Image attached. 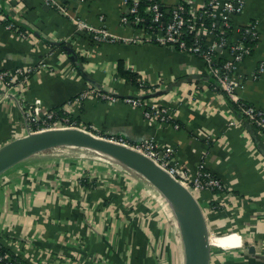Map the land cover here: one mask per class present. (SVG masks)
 <instances>
[{
  "label": "crops",
  "instance_id": "obj_1",
  "mask_svg": "<svg viewBox=\"0 0 264 264\" xmlns=\"http://www.w3.org/2000/svg\"><path fill=\"white\" fill-rule=\"evenodd\" d=\"M3 1L5 7L0 5V12L21 10V18L35 32L22 37L8 29L0 17V69L13 70L40 59L47 64L33 72L23 88L20 84L12 87L10 95H3L0 88V145L27 132L19 99L30 102L41 97L46 111L90 88L75 112L96 131L122 135L130 141L154 137L163 145H172L174 158L190 172L204 161L223 179L226 189L219 194L220 207L210 203L216 195L210 189L201 199L211 204L209 209L204 206L211 229L237 231L241 245L220 246L231 235H213L212 244L220 245L212 250L211 264H264V130L248 120L228 126L235 111L226 94L209 86L213 74L210 65L198 54L150 39L96 42L76 30V18L82 16L120 36L142 34L123 21L128 7L125 0ZM161 1L171 8L181 0ZM189 1L195 6L203 2ZM252 20L257 21L259 36L234 76L239 96L262 106L264 67L258 75L255 72L264 62V0H246L244 10L232 21L240 27ZM118 60L138 73L144 87L118 72ZM141 91L146 101L167 105L172 120L148 117L144 106L104 95ZM40 159L21 161L0 174V240L25 261L172 262L171 251L161 240L154 205L123 170H84ZM87 175L94 182L80 184L81 177ZM180 250L174 249L173 264L177 260L181 263Z\"/></svg>",
  "mask_w": 264,
  "mask_h": 264
},
{
  "label": "built area",
  "instance_id": "obj_2",
  "mask_svg": "<svg viewBox=\"0 0 264 264\" xmlns=\"http://www.w3.org/2000/svg\"><path fill=\"white\" fill-rule=\"evenodd\" d=\"M125 1L127 3V0ZM3 2V0H0L1 6L3 5ZM138 2L139 0H134V3L126 8L122 19L125 23L142 30V34L136 32L131 37L126 35L120 36L111 32L104 25L95 26L91 24L82 16H77L76 18V30L84 32L86 31L87 34L93 33L92 39L94 38V41L99 42L116 43L120 41L150 39L151 41L162 45L174 46L180 50L198 54L210 65V72L217 76V82L211 81L209 82V86L216 90H219V86H221L223 91H219L223 94H226L234 101H240L242 99L237 93L236 87L238 81L234 76V71L237 69L239 63L247 55H249L247 52H249L250 46L242 41L245 35L242 34L240 27H235L234 33L226 36L219 35V33H223L225 28L231 25L235 14L244 10L246 0H208L207 2L206 0H203L199 6H195L189 0H181L173 6L169 21H165L163 19L162 6H160L158 2H151L147 7L153 12V19L154 21L158 22L156 25H136L143 20V17L140 14H136V16L132 19V22H130V18L126 14L127 9L132 12H137ZM206 4H209L210 8L202 9V7ZM186 5H188L189 8ZM6 10L12 16V19L5 22V26L8 29H12L22 37L32 36L34 33L33 31L21 30L19 25L16 23L17 21H23V18H21V16H23V12L18 9L11 10L6 8ZM0 17L1 19L4 18V20L6 18L5 12L2 10L0 12ZM206 17L212 19L210 26L204 24ZM216 20L219 21L218 30L214 29L217 26ZM250 22L252 23L249 25V27H247V29H249V31L251 30L253 35L258 37L259 30L257 21L252 20ZM32 29L34 28L32 27ZM187 31L193 32V41L191 43H189L188 39L185 37V33ZM219 48L222 50L221 54L226 56V59L221 66L216 65V60H214L211 55L212 50ZM221 54H217L218 58L221 56ZM46 64L47 63L44 59H40V61L36 64L17 66L13 70L0 69V88L2 89L3 95H10L12 87H15L18 84L23 85L21 87L23 88L28 82L29 76L38 69L43 67L45 68ZM263 67L264 62L260 64L255 74L258 75V72H260ZM140 85V88L144 87V83H141ZM89 93L90 88L79 92L73 98L65 101L61 107L62 110L66 113L69 111L73 112L74 108L77 105H80L82 101L89 95ZM142 93L143 91L135 95L127 94L120 96L109 93H105L104 95L113 100L122 99L123 101L133 105L144 106V112L148 117L157 118L162 121L172 120L173 114L169 111L167 105L155 101L148 102L146 101V96ZM18 104L25 112L27 132L53 126L75 125L71 123L69 116H64L63 118L58 116L55 109L44 111L41 97H36L30 102L19 99ZM237 112L239 114H237ZM237 112L235 111L233 117L229 119L227 123L228 126L239 124L242 121L248 120L254 122L259 128L264 130V105L257 106L253 103L241 102V109ZM33 123H36L37 126L33 127ZM104 136L124 142L147 153L161 165L166 167L171 173L176 175L181 181H183L194 192L195 195L197 191L205 189H210L212 191H216V189L225 191L226 189L223 179L216 175L212 170L207 168L204 161L199 163L195 171L190 172L188 168L182 164H179L174 158L175 148L172 145H163L159 143L154 137L147 136L143 139L130 141L126 137L118 134H105ZM231 232L237 231L231 229L226 233ZM213 234H217L216 231L211 234V237ZM240 245V241L235 242L229 240L226 245L220 246L236 248ZM17 257L23 259V257L16 252V258ZM3 259L7 260L9 264H16L15 262H12L13 259H15V256L12 254L0 253V261Z\"/></svg>",
  "mask_w": 264,
  "mask_h": 264
},
{
  "label": "water",
  "instance_id": "obj_3",
  "mask_svg": "<svg viewBox=\"0 0 264 264\" xmlns=\"http://www.w3.org/2000/svg\"><path fill=\"white\" fill-rule=\"evenodd\" d=\"M76 142L103 150L125 166L141 173L165 196L172 199L178 205L174 213L183 244V264H211V229L201 201L183 181L153 157L124 142L79 125L29 131L0 145V174L33 153L58 144Z\"/></svg>",
  "mask_w": 264,
  "mask_h": 264
},
{
  "label": "rangeland",
  "instance_id": "obj_4",
  "mask_svg": "<svg viewBox=\"0 0 264 264\" xmlns=\"http://www.w3.org/2000/svg\"><path fill=\"white\" fill-rule=\"evenodd\" d=\"M70 99V98H69ZM84 101V100H83ZM82 101V103H83ZM81 103V104H82ZM80 104V105H81ZM77 105L73 112L76 113V109L80 106ZM98 134V132L95 131V127L90 124H84L86 126ZM81 126V125H79ZM100 135H105V133H99ZM76 150V151H75ZM85 149L80 144L77 145V143H64V144H58L53 147L47 148L45 150L33 153L31 156L25 158L23 161L30 160L34 157L41 158L40 160L46 161L54 164H61V165H74L75 167H85L84 170L90 167H95V169H98L99 167H118L121 170H123L129 178H133L134 182L136 184V187L142 190L143 194H146L147 199L146 201H150L151 204H153L155 207V212L158 217L159 221V227L160 228V236L162 237V242L164 241V245L166 246V249L171 251L169 254L172 255L170 257V263L173 264V251L174 249L177 250L178 247H180V260L182 264L184 262V256L183 254V244L181 240L180 230L178 227V223L175 216V208L173 207L172 201L167 199V197L160 192V190L153 185L146 177H144L141 173L138 171L132 169L131 167L125 166L117 159L108 156V155H101V154H82V151ZM99 155V156H98ZM106 156V157H105ZM81 171V172H84ZM81 182V181H80ZM81 184V183H80ZM210 194V190H201L197 191L196 195L201 201L203 207L208 206V208L211 207V204H207L204 200L201 199L203 195ZM205 213L207 215L208 210L204 207ZM212 233H214V229H211ZM227 231H221L217 232V234L226 233ZM214 235V234H213ZM219 246L212 244V250L217 249ZM243 248V247H242ZM244 249V248H243ZM234 251L237 249H233ZM239 250V249H238ZM177 260V256L175 257V261ZM178 263V260L176 261ZM175 262V264H176ZM179 264V263H178Z\"/></svg>",
  "mask_w": 264,
  "mask_h": 264
},
{
  "label": "trees",
  "instance_id": "obj_5",
  "mask_svg": "<svg viewBox=\"0 0 264 264\" xmlns=\"http://www.w3.org/2000/svg\"><path fill=\"white\" fill-rule=\"evenodd\" d=\"M63 1L65 2V1H68V0H63ZM207 1L208 0H206V2ZM151 2H158L159 5L162 6V8H163V19L165 21H169L170 20L173 7L169 8V11H168L167 10L168 6H166L161 0H139V2H138V11L137 12H132L129 9H127V13L126 14L129 16L130 22H132V19L136 16V14H140L143 17V20L140 21V23L136 24V25H141V24H154V25H156L158 22L154 21L153 12L150 11L148 9V7H147ZM133 3H134V0H127V5L128 6L132 5ZM186 6L188 7V5H186ZM204 8H210L209 4L204 5L202 7V9H204ZM3 11L5 12V16H6L4 22H7V21L11 20L12 16L7 12V10L3 9ZM16 23L19 25L21 30H31V31L35 32V29H32V27H30V25L27 22H25V21H21V22L17 21ZM211 23H212V19L206 17L205 20H204V24L210 26ZM216 23H217V26L214 29L218 30L219 21L216 20ZM251 23L252 22L240 26L242 34L245 35L244 38L242 39V41L245 44L250 46L249 47V52H247L248 54L253 52L254 44L257 42V39H258L257 36L253 35L251 30L249 31V29H247V27H249V25H251ZM234 28H235V26H234V24L232 22L231 25L227 26L225 28V31L223 33H219V35L226 36V35L232 34V33H234ZM84 33L86 34V31ZM92 34L93 33H88V37L90 36L89 38L94 41L95 39L94 38L92 39V37H93ZM185 37L188 39V42L191 43L193 41V32L192 31H187L185 33ZM96 42H99V41H96ZM62 44L63 43H60V45H62ZM204 49H206V48H204ZM221 52H222L221 49H215V50L211 51V55L214 58V60H216V65L217 66H221L222 63L226 59V56L222 55ZM217 54H221V56H219V58H218ZM118 62H119L118 63V72L120 74H123L124 76L129 77V79H132L133 82H135V83L136 82H138V84L142 83L141 81L138 80L139 79V75H138V73L136 71H134V70H132L130 68L129 69L125 68V65H124L122 60H118ZM211 81L212 82H217V76L212 74L211 75ZM219 90L223 91V88L221 86H219ZM73 97H71V98H73ZM227 98H228V102H229L230 106L233 108L234 111H240L241 102L252 103V102H249V101H247L245 99H241L240 101H234L229 96H227ZM64 103L65 102H63L61 105H57V106L54 107V109L57 111L58 116H61V118H63L64 116H69V120L71 121V123H73L75 125H83L84 126V124H86V123L83 122V120L81 119V117H80V115L78 113H74L72 111L71 112L69 111V112L66 113V112H64L62 110L61 107H62V105ZM57 118H60V117H57ZM36 126H37L36 123H33V127H36ZM86 127H87V125H86ZM96 132H98V131H96ZM98 134H99V132H98ZM93 179H95V178H93ZM93 182H94V180H90L89 175L81 177V184L88 185V183H93ZM207 190H209V189H207ZM213 193H216V195H214V197L210 199V203L213 204L216 207H220V205H217V203L219 202L217 200H219L218 199L219 198V194H221L222 191L216 189V191H213ZM0 253L1 254L9 253V254L14 255L15 259H13V261H12L13 263L15 262L16 264H31L28 261H25L24 259H20L19 257L16 258V252L10 246L5 244L1 240H0ZM0 264H9V263L7 262V260L3 259V260L0 261Z\"/></svg>",
  "mask_w": 264,
  "mask_h": 264
},
{
  "label": "bare ground",
  "instance_id": "obj_6",
  "mask_svg": "<svg viewBox=\"0 0 264 264\" xmlns=\"http://www.w3.org/2000/svg\"><path fill=\"white\" fill-rule=\"evenodd\" d=\"M77 143V142H76ZM81 146H83V148L85 149L84 151H82V154H101V155H108V156H111L109 155L108 153L104 152L103 150H100V149H97V148H94L88 144H85V143H82V142H78ZM78 145V144H77ZM76 151V150H75ZM99 156V155H98ZM106 157V156H105ZM113 157V156H111ZM114 158V157H113ZM161 192V191H160ZM162 193V192H161ZM167 199L171 200L172 201V204H173V207L175 209L178 208V205L172 200L170 199L168 196H166ZM214 235H227V234H214ZM228 235H231L229 236V238H227L228 240H232V241H240V236L238 235V233H229ZM213 236V235H212ZM212 238V237H211ZM214 239V238H213ZM212 239V240H213ZM215 243H218L217 241V238L213 240ZM226 245V244H224ZM183 255V254H182ZM183 264V263H182Z\"/></svg>",
  "mask_w": 264,
  "mask_h": 264
}]
</instances>
